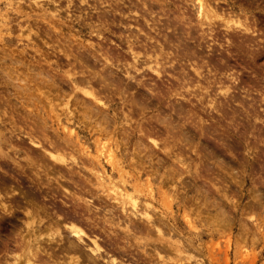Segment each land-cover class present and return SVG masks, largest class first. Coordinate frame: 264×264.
Returning a JSON list of instances; mask_svg holds the SVG:
<instances>
[{
	"label": "clouds",
	"instance_id": "9594fccd",
	"mask_svg": "<svg viewBox=\"0 0 264 264\" xmlns=\"http://www.w3.org/2000/svg\"><path fill=\"white\" fill-rule=\"evenodd\" d=\"M0 264H264V0H0Z\"/></svg>",
	"mask_w": 264,
	"mask_h": 264
}]
</instances>
